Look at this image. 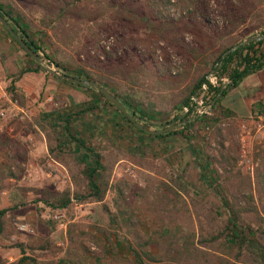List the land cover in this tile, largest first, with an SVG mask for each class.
Instances as JSON below:
<instances>
[{
    "label": "trees",
    "instance_id": "obj_1",
    "mask_svg": "<svg viewBox=\"0 0 264 264\" xmlns=\"http://www.w3.org/2000/svg\"><path fill=\"white\" fill-rule=\"evenodd\" d=\"M0 14L31 48L42 50L56 72L94 81L137 119L143 100L169 97L175 106L172 119L180 123L177 129L147 134L95 91L129 127L146 137L180 138L183 144L168 176L172 185L151 204L162 215L156 205L174 206L178 198L184 202L183 194L196 214V231L180 236L167 231L168 223L161 225L166 232L156 240L130 217L133 207L118 183L109 185L110 202H101L109 166L103 165L102 153L74 134L73 124L96 106L38 112L33 120L45 137L47 154L67 168L73 186L64 191L63 204L70 198L101 202L93 231L102 253L93 254L85 235H76L69 226L62 264H264V136L251 144L245 169L239 163V137L232 138V129L242 118L220 103L246 73L264 65V37L226 53L250 35L264 36V0H0ZM31 60L34 67L21 73L40 70ZM8 94L23 103L12 83ZM198 107L204 111L197 112ZM259 109L257 105L249 118L264 124V111ZM76 143L90 164H84V176L79 165L69 166L60 155L72 153ZM13 175L0 166V180ZM54 203L48 204L56 207ZM13 208L0 209V238H7L5 215ZM153 241L155 251L150 249ZM18 246L19 257L7 264H51L27 255L33 247Z\"/></svg>",
    "mask_w": 264,
    "mask_h": 264
},
{
    "label": "rangeland",
    "instance_id": "obj_2",
    "mask_svg": "<svg viewBox=\"0 0 264 264\" xmlns=\"http://www.w3.org/2000/svg\"><path fill=\"white\" fill-rule=\"evenodd\" d=\"M31 36L36 39L35 35ZM32 48L40 57V70L21 73L26 67H34L33 58L26 56L0 25V111L3 113L0 115V166L8 167L14 174L0 180V209L15 206L5 215L9 231L6 239L0 238V264L19 257L18 243L33 247L26 254L39 261L62 264L69 226L74 228L76 235H85V244L93 254H101L96 246L93 224L101 214L100 203L112 199L111 183H118L123 189L128 204L133 207L130 217L139 221L144 231L156 240L166 232L161 225L168 223L170 228L167 231L171 229L180 236L192 229L196 231V214L183 194L184 202L178 198V204L174 206L171 202L168 205L158 203L156 206L162 215L151 204L157 195H166L168 185H172L168 176L176 167L178 148L183 146L180 138L146 137L129 127L113 106L96 95L93 86H87L91 87L87 89L59 80L44 69L48 67L57 71L42 50ZM11 83L23 95L22 104L10 98L8 87ZM172 103L169 97H149L143 100V112L142 115L136 114L140 118L137 120L148 128H158L172 121L177 129L180 123L172 119L175 114ZM80 105H95L96 108L88 110L87 117L73 120L77 130L74 134L83 144L103 154L102 163L109 166L105 174L108 188L101 202L78 203L70 198L64 205V191L73 189L67 168L47 154L45 137L35 126L33 118L40 111ZM196 110L202 112L204 108ZM262 136L264 124L250 118L241 119L232 129V138L239 137V163L245 169L249 167L251 144ZM60 155L68 160L69 166L79 165L80 174L84 176V164H90L81 144H74L72 153L63 151ZM102 171L104 173V169ZM54 200L57 201L54 203L56 207L48 204ZM150 249L156 250L155 241L150 244ZM98 259L95 258V262Z\"/></svg>",
    "mask_w": 264,
    "mask_h": 264
},
{
    "label": "water",
    "instance_id": "obj_3",
    "mask_svg": "<svg viewBox=\"0 0 264 264\" xmlns=\"http://www.w3.org/2000/svg\"><path fill=\"white\" fill-rule=\"evenodd\" d=\"M0 24L7 29V31L9 32L11 37L13 38V40L25 51V53L27 55H29L31 58H33L37 64H39L40 63L39 55L23 39H21L17 35V33L11 28V26L8 24V22L5 20V18L1 14H0ZM262 37H264V36L257 35V34L250 35V36L240 40L239 42H237L236 44H234L230 48H228L226 50V53L235 50L237 47H239L243 44L258 40ZM44 69L46 71H48L49 73L53 74L54 76H56L62 80H66V81L73 83L75 85L93 86L106 100H108L112 105H114L116 108H118L120 111H122V113L127 117V119L129 121H131V123H133V125L135 127H137L138 129L142 130L143 132H145L147 134H158V133L168 132V131L174 129V124L172 121H169V122L161 125L158 128H148V127L144 126L143 123L139 122L134 115L127 112V110L124 108L123 104L121 103V101H119V99L117 97H115L109 91H107L105 88L99 86L98 84H96L94 81H92L90 79H80V78H77V77H74V76H71V75H68L65 73H58L56 71L51 70L48 67H44Z\"/></svg>",
    "mask_w": 264,
    "mask_h": 264
},
{
    "label": "crops",
    "instance_id": "obj_4",
    "mask_svg": "<svg viewBox=\"0 0 264 264\" xmlns=\"http://www.w3.org/2000/svg\"><path fill=\"white\" fill-rule=\"evenodd\" d=\"M220 103L242 119L249 118L257 105H260V112L264 111V65L246 73L235 87L225 93Z\"/></svg>",
    "mask_w": 264,
    "mask_h": 264
},
{
    "label": "built area",
    "instance_id": "obj_5",
    "mask_svg": "<svg viewBox=\"0 0 264 264\" xmlns=\"http://www.w3.org/2000/svg\"><path fill=\"white\" fill-rule=\"evenodd\" d=\"M208 78H209L210 82H212V83L215 82L213 76H209ZM2 114H3L2 111H0V115H2Z\"/></svg>",
    "mask_w": 264,
    "mask_h": 264
}]
</instances>
